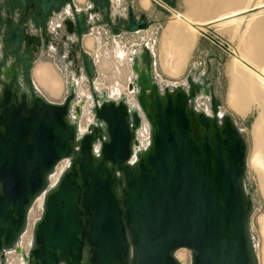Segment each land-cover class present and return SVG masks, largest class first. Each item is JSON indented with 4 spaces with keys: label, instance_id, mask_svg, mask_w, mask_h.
<instances>
[{
    "label": "water",
    "instance_id": "95a60500",
    "mask_svg": "<svg viewBox=\"0 0 264 264\" xmlns=\"http://www.w3.org/2000/svg\"><path fill=\"white\" fill-rule=\"evenodd\" d=\"M69 2L0 0V254L14 246L54 166L69 158V167L45 194L29 264H183L175 257L180 249L190 252L189 264H257L241 132L228 115L218 124L189 109L203 94L210 114L219 112L208 71L160 88L149 49L144 44L134 49L135 98L151 133L148 150L134 166L136 107L123 98L105 99L104 91L98 100L91 90L93 119L102 127L91 124L77 138L76 122L69 119L73 84L60 103L36 91L30 73L42 38L29 24H45ZM62 24L66 34L80 39L88 16L71 11ZM146 27L144 15L128 14L127 32ZM76 50L90 82L94 62ZM74 112L79 114L77 106Z\"/></svg>",
    "mask_w": 264,
    "mask_h": 264
},
{
    "label": "crops",
    "instance_id": "0c3cea01",
    "mask_svg": "<svg viewBox=\"0 0 264 264\" xmlns=\"http://www.w3.org/2000/svg\"><path fill=\"white\" fill-rule=\"evenodd\" d=\"M163 1L101 0L100 2H92L90 0H71L65 7L69 6L72 8V12L76 10L78 12L83 11L88 16L89 26L86 33L80 39H77L73 34H66L63 29H60V33L58 34H47L46 27L48 22H58L59 19L63 18V15L66 16L65 8L49 15L45 24L39 27L29 24L30 32L35 35H40L44 39L43 46L39 49L34 59H52L51 56H53V59H58L57 51L60 55H65L69 44L73 47V51L67 53L69 54V58L77 59L79 51L76 48L79 47L91 59H96V62L94 61V77L90 82L87 80L84 81L90 89L93 86L100 87L106 95H108L107 93H109L110 89V87L105 85L106 81H108V79L104 78L106 69L99 67L97 62L99 59H117L115 52L117 46L114 42L109 41L108 46L105 48L102 46V41L107 36L113 41L117 39L122 40V43L126 45V56L130 54L133 44H141L145 41L153 40V46L151 47V54L154 58L153 74H156L158 71L162 75L160 77L164 78L163 82L169 83L171 81L173 84L181 83L182 76L190 65L195 68L194 74L209 71V67L212 68L214 64L218 63L215 59H223V53L217 50L214 54H209L207 50L209 43L206 39H202L199 31L203 29L202 26L223 22L224 20L219 21V15L224 13L223 8L215 1L212 4L206 5L202 0H183L182 2L179 0L176 8L171 9L169 5L168 7L171 11H167L165 6L168 5L167 0ZM88 4L90 7L87 6ZM164 12L172 16H175L177 13L180 17L184 16L191 26L196 29L195 33H189L184 25L174 24V16L170 21H164ZM129 13H132L136 18L144 15L147 22L146 29L139 30L134 34L127 33L126 25ZM162 21L164 22L161 25L160 23ZM174 27L179 32V35L173 36L170 33L169 29ZM96 31H99L100 35H94ZM185 35L189 38V42H192V44L188 43L186 49L183 45L184 43H182ZM189 35L192 36H190L191 39ZM208 41L212 43V41ZM201 59L205 62L201 61ZM36 63V60H33L30 73L33 85H35L38 93L45 99L53 103H60L66 94L61 78L56 77L50 79L48 73L49 68L46 66V62ZM117 66L115 65L114 68L117 69ZM38 75L42 78V84L38 82ZM122 77L124 78V76ZM207 78L212 84V81H214V73L207 75ZM119 80L122 82L124 79L120 78ZM66 88H68V85ZM47 97H50L51 100Z\"/></svg>",
    "mask_w": 264,
    "mask_h": 264
},
{
    "label": "rangeland",
    "instance_id": "374dc122",
    "mask_svg": "<svg viewBox=\"0 0 264 264\" xmlns=\"http://www.w3.org/2000/svg\"><path fill=\"white\" fill-rule=\"evenodd\" d=\"M183 0H181L182 2ZM220 5L223 10H228L227 7L219 0H213ZM162 2H164L162 0ZM168 5L166 6L167 11H171V9L176 8V4H178L179 0H167ZM172 4V5H171ZM212 4V3H210ZM252 4V3H251ZM170 5L171 9L168 7ZM259 10H249L245 14H243L244 19L236 28L234 25H225L228 22H219L207 26H202L203 29L199 31L201 34L202 39H206L209 43L207 46V50L209 54H214L217 50L221 51L223 54V59H215L217 64H214L212 68L209 67L208 75L214 73V81H212V87L214 90V96L220 102L219 111L223 114L230 116V118L234 121L236 127L240 130L241 135L244 139L246 144V158H245V170H244V184L246 186V192L249 195L252 209L249 214V232L252 240H254V252L256 257L257 264H264V234L262 231L260 218L264 214V199L260 189V176H261V169L257 164L252 162L253 156V140L251 136V126L254 121L256 112H257V105L255 102L250 103L248 110L242 116L238 114L235 109L230 105L228 100V89L230 85V76L228 72L229 65L232 64L233 59H240V61L248 68L255 67V65L251 64L250 62L246 61L249 55L245 52V39L247 35L246 25L251 24L252 21H248L250 14L255 13ZM165 13V12H164ZM263 14V13H261ZM168 15V16H167ZM174 16V15H173ZM169 13L164 14V21L168 22L173 17ZM264 16V15H263ZM259 16L257 20L260 19ZM175 20V19H174ZM162 21L160 24L162 25ZM254 23V20L253 22ZM224 25V26H223ZM200 26V25H199ZM246 30V31H245ZM246 34V35H245ZM197 35V34H196ZM212 41L210 43L208 40ZM73 51V47L69 44L67 48V53ZM60 55L57 51L58 59H33L36 62H46V66L49 68V78L53 79L56 77L61 78L62 83L65 87V93L67 90V85L73 81H78L79 85L76 89L78 92V98L81 99V102H78V98L76 99V105H80L83 110L81 115H77L76 121L79 122L82 126L86 127L87 125V117L90 115L88 112V105H89V86L84 81L85 79L82 76L81 70L79 68V63L76 61L77 59H70L69 54ZM211 60V59H209ZM201 61H204L201 59ZM52 64H50V63ZM205 62V61H204ZM36 63V64H37ZM48 64V65H47ZM99 67H103L106 69L104 73V78L108 79L106 81V86L110 87L114 85L116 79L119 86H123L125 84V77L129 71L127 59L117 60V59H99L97 62ZM118 68L115 69L114 66ZM241 71L246 72V74L254 79V75L248 69H242ZM195 68L190 65L185 73L182 76L181 83L185 81V77L188 74H194ZM156 73V72H155ZM38 82L42 84V78L38 75ZM124 76V78L122 77ZM162 76L158 71L154 74V79L158 83L159 86H171L173 83L169 81V83L163 82ZM100 78V77H99ZM120 78L124 79L122 82L119 80ZM94 82V81H93ZM99 82V81H98ZM101 91V88H97ZM83 91V92H82ZM63 97V96H62ZM61 97V98H62ZM48 99L50 97H47ZM47 100V99H46ZM51 100V98H50ZM83 104L81 105V103ZM199 104V103H198ZM75 105V106H76ZM81 108V109H82ZM201 108V105L198 106V109ZM40 213L38 212L37 208L34 206L32 210L28 214V222L29 225L32 224L33 220L38 217ZM176 257L183 263L189 264L190 262V252L186 249H180L175 252Z\"/></svg>",
    "mask_w": 264,
    "mask_h": 264
},
{
    "label": "bare ground",
    "instance_id": "6f19581e",
    "mask_svg": "<svg viewBox=\"0 0 264 264\" xmlns=\"http://www.w3.org/2000/svg\"><path fill=\"white\" fill-rule=\"evenodd\" d=\"M219 1H220V4L222 3L224 7L228 8V10H225L223 14L219 15V21L226 20L225 22H228V24H225V25H234L236 28L241 23V21L244 19L243 14H245L249 10H259L255 13L250 14L248 21L253 22L254 20V23L251 22V24L246 25L247 35L245 34L246 35V39H245V48H246L245 50L246 51L245 52L249 55L246 61L255 65L256 68L251 67L250 69L248 68L249 66L248 67L247 65L245 66L240 61V59H237V58L233 59L232 64H230L228 68V72L230 76V85H229L227 95H228V100H229L230 105L235 109V111L238 114L242 116L248 110L250 103L255 102L257 105V112H256L254 121L251 126V136L253 140V150H254L253 156H252V162L254 164H257L259 168L261 169L260 189H261V193L264 199V16H263L264 15V0H219ZM202 2L208 5L212 3L213 0H202ZM259 16H262V17H260V19L257 20V17ZM174 17H175V20L173 21L174 24L184 25L188 29L189 33H192V34L195 33L196 29L191 26V24L188 22V20H186L184 16L180 17V15H178L177 13ZM169 31L173 36L179 35V32L177 31L175 27L170 28ZM190 36L191 35H189V37ZM182 43H184L183 45L185 46V49H186L187 48L186 46L188 45V43H190L187 35L183 37ZM190 44H192V42ZM148 47L149 49H151L152 45L148 43ZM115 52L118 55L123 54V50L120 47H118V49L116 48ZM117 60H123V59L117 58ZM240 68L250 70L252 74L254 75V79H252L250 75L248 76L246 72L241 71ZM129 69L132 71L131 66ZM193 79L194 81H199V79L196 76H194ZM172 85H176V84H172ZM130 87L132 86H129V89ZM119 90H120L119 85L118 83H116L115 85L110 86L109 93L107 94H109L110 96H116ZM101 91H99V89H97L96 91L98 100L99 98L102 97ZM107 97L108 95H106L105 99H107ZM75 100L72 104L74 108L76 105ZM76 106L79 109L78 115H81L83 108L80 107V105H76ZM189 109L193 110L195 113L198 112V109L196 108V105L194 102L189 103ZM222 116H223V113L221 111H219L216 114V116H213L212 114L209 115L211 119L213 118L216 119L218 124H220ZM75 124H76V131L82 132L85 130L84 127H81L82 125L79 122H76ZM91 124L92 125L94 124L97 127L99 126L102 127L101 123H97L94 121L93 115H89L87 117V126L89 127ZM80 136L81 134L77 135V138H79ZM101 137L104 139L106 138L103 132L101 134ZM74 148L76 147L74 146ZM148 148H149V144H147L146 146L142 148L133 149L132 150L133 157L130 160V165L134 166L137 163V161L145 154ZM66 163H67V166H66V169H67L70 164L69 158H67ZM243 190H244V187H243ZM244 193H245V190H244ZM260 223H261L262 231L264 234V214L260 218ZM251 242H252V247L254 249L255 248L254 240L251 239ZM176 259L179 262H181L177 257Z\"/></svg>",
    "mask_w": 264,
    "mask_h": 264
},
{
    "label": "built area",
    "instance_id": "2783aa9c",
    "mask_svg": "<svg viewBox=\"0 0 264 264\" xmlns=\"http://www.w3.org/2000/svg\"><path fill=\"white\" fill-rule=\"evenodd\" d=\"M89 6V4L87 5ZM90 7V6H89ZM75 12H78L77 10ZM65 14L66 16L71 15V11H70V7L66 6L65 8ZM65 15H63V18L59 19L58 22L56 21H49L46 27V32L49 35H54V34H58L60 33V29L64 30V26H63V20L66 18ZM139 30L135 31V32H127L130 34H134L136 32H138ZM94 35H100L99 31H96L94 33ZM120 38V37H119ZM109 41H112L116 44L117 49L118 47H120L123 50V54H116L117 58H121V59H127L128 62V68H130L131 66V54L134 53V49L135 48H140L141 44H144L148 49V43L151 44L153 46V40H148L145 41L141 44H133L132 45V49L131 52L128 56H126V52H125V48L126 45L124 43H122V40L117 39L116 41L111 40V38L109 36H107L106 38H104V40L102 41V46L105 48L106 46H108ZM151 52V49H149ZM51 58H53V56H51ZM96 62V59H94ZM94 60L92 59V61L94 62ZM95 64V63H94ZM79 68L81 70L82 76L85 80H87L83 68L82 66L79 64ZM134 74L133 72L129 69L126 77H125V84L123 86H119L120 90L117 93L116 96H110L108 94L109 99H112L114 101H117L121 98H123L125 100V102L129 105V106H134L136 107L138 113H139V117H140V124L138 126V128H136L135 133H134V139H135V145H133V149H138V148H142L144 146H146L147 144L150 143V139H151V133H150V125L148 123V121L146 120V118L144 117V115L142 114L141 110L139 109L137 102H136V98H135V94H136V86L134 85ZM79 82L76 80L71 81L68 86L70 84H73L74 89H75V94H76V99L78 98V92H77V88H78V84ZM117 82H114V85ZM129 86H132L129 89ZM34 88L37 91V88L34 85ZM161 88V86H160ZM89 89V105H88V112L90 115H93L92 113V108H93V100L91 97V90L97 91L96 87L93 86V88H88ZM38 92V91H37ZM68 92V88L66 93ZM66 95V94H65ZM76 101V100H75ZM78 102H81V99L78 98ZM193 102L196 105V108L198 109V106L201 105V108L198 109V111L203 112L206 115H210V102H209V98L204 96L203 94H198L194 97ZM76 103V102H75ZM199 103V104H198ZM83 104V102L81 103V105ZM73 105L71 106V110L69 112V119L71 122H77V115L74 112V107ZM81 107V106H80ZM88 131V126L86 125L85 130L82 132L76 131L77 135L79 134H84ZM97 147V148H96ZM93 152L97 153L98 152V145H94L93 146ZM133 157V156H132ZM67 158H63L61 159L53 168L52 172L48 175V184L46 186V188L39 194L37 195L34 200L32 201V204L30 205L28 212H27V218H26V223H25V227L22 230V232L20 233V235L18 236L17 241L15 242L14 246L10 249H6L4 250L1 254H0V264H29L28 261L26 260V257L28 256V252L32 247V243H33V228L35 223L38 221L42 210H43V202H44V197L45 194L47 192L48 189H51L53 187H55L62 175V173L65 171L66 166H67ZM36 207L38 212L40 213L38 215L37 218H35V220H33L32 224L29 225L28 222V214L29 212L32 210L33 207Z\"/></svg>",
    "mask_w": 264,
    "mask_h": 264
},
{
    "label": "flooded vegetation",
    "instance_id": "af4514ba",
    "mask_svg": "<svg viewBox=\"0 0 264 264\" xmlns=\"http://www.w3.org/2000/svg\"><path fill=\"white\" fill-rule=\"evenodd\" d=\"M66 8V7H65ZM64 8H62L61 10H63ZM73 9L72 8H70V11H72ZM44 36V35H43ZM42 38V37H41ZM43 40L44 39H42V45H41V47L43 46ZM0 46H1V42H0ZM77 61V60H76ZM78 62V61H77Z\"/></svg>",
    "mask_w": 264,
    "mask_h": 264
}]
</instances>
